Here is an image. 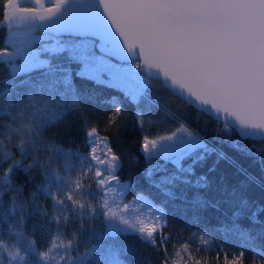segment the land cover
<instances>
[{
    "label": "snow or ice",
    "instance_id": "snow-or-ice-1",
    "mask_svg": "<svg viewBox=\"0 0 264 264\" xmlns=\"http://www.w3.org/2000/svg\"><path fill=\"white\" fill-rule=\"evenodd\" d=\"M0 32V83H10L0 90V233L15 241L0 235V264H264L252 228L264 204L248 194L264 180L239 158L264 173V0H0ZM153 81L210 117L216 143L183 120L141 131L138 187L112 138H125L129 118L144 128ZM84 83L109 90L99 103L110 111L93 114L86 104L100 94ZM70 112L83 140L49 138ZM209 209L227 220L213 223ZM33 215L42 232L54 227L47 246L25 230ZM70 219L87 230L83 250L76 232L65 238ZM186 226L194 230L177 242Z\"/></svg>",
    "mask_w": 264,
    "mask_h": 264
},
{
    "label": "trees",
    "instance_id": "trees-1",
    "mask_svg": "<svg viewBox=\"0 0 264 264\" xmlns=\"http://www.w3.org/2000/svg\"><path fill=\"white\" fill-rule=\"evenodd\" d=\"M2 37L3 33L0 32V46H2ZM7 75V69L3 64H0V81ZM10 83H0V90L5 87H9ZM81 88L85 90H94L97 95L96 103L92 104L91 101L87 102L86 106L90 108H94V115L102 116L110 111V108L107 105H102L99 103V100L106 95H109V90L95 88L94 85L90 83L81 84ZM23 91V89H21ZM159 106V107H158ZM143 108H152V112H145V125L143 129H138L135 127L132 119L129 118L127 130L124 132V139L119 140L117 137L112 138V142L116 145L118 150H122V154L124 156V169L123 174L125 177L131 178L133 181L138 182V187H145V182L143 181L142 173L140 168L143 167V158H141V162L139 165H134L131 163L132 154L137 152L138 149V138L141 131L150 136L163 134L164 131L168 130L170 127L176 125L178 120H183L188 124V126L193 129H201L203 134L207 136V138L216 143L213 140V128L216 127L214 122H212L210 117H207L201 113H198L196 109L189 107L186 105L184 101H182L179 97L174 95L170 90L166 89L161 81H153L151 88L148 89V99L145 100L142 104ZM125 109L129 112V117H131V112L133 111L132 106H130L127 101H125ZM170 111L175 114L177 120H169L165 113ZM81 117L79 113L70 112L65 118L59 121L50 132L47 133L49 138H56L62 142H73L80 143L83 140L84 133L80 128ZM155 121V122H153ZM133 139H136L137 143H132ZM219 147L224 148L225 151H230L227 145H217ZM244 164V166L248 169V171L256 174L258 177H261L264 180V173L261 172L259 164L255 163L252 158L247 157H239ZM211 164V161L208 162V165ZM205 166V169L207 166ZM220 171H227L228 173L234 172V169H230L227 165L221 164L219 166ZM18 182H23L26 177L22 173H18L16 177ZM235 180L244 179L243 176H235L233 177ZM28 187L26 186L25 191L23 193L24 198H27ZM248 194L254 200H258L259 203L264 204V189L257 188L255 185H251L249 188ZM7 199V197H6ZM40 203L45 207L51 208L50 201H46L43 197L40 199ZM207 217L212 220L213 223L221 222L222 220H227V217H221L220 215L214 213V210L209 209L206 213ZM230 215V213H229ZM178 218V217H177ZM43 218L39 215L31 216L26 225L25 230L30 236H34L38 243L43 247L47 246L50 243L51 237L54 234V227L49 228L46 232H42L39 228V225L42 224ZM88 222L86 221V224ZM94 225L99 226L97 221L92 222ZM176 223L182 224L186 223L179 219L176 220ZM245 225H248V221H244ZM33 225H37V229L33 231ZM6 227V226H5ZM253 232L259 233L261 238L264 239V222L258 225H252ZM194 229L190 226L185 227V231L183 234L179 235L177 238V242L182 241L187 235L193 231ZM76 232L78 236V242L81 250L86 245L88 240L87 230L81 231L79 228V219H70V223L65 227L64 233L65 238H72V233ZM3 235V238L7 240L10 244L15 242L12 240L6 233H0ZM215 239L220 243H225L224 238L219 234H215ZM130 243L133 241L130 240ZM138 244V242H136ZM194 247L193 251H195L196 240L192 241ZM142 247V246H140ZM227 247L233 249L234 247H238V242L233 240L227 242Z\"/></svg>",
    "mask_w": 264,
    "mask_h": 264
},
{
    "label": "water",
    "instance_id": "water-1",
    "mask_svg": "<svg viewBox=\"0 0 264 264\" xmlns=\"http://www.w3.org/2000/svg\"><path fill=\"white\" fill-rule=\"evenodd\" d=\"M162 82V81H161ZM162 84L164 85V83L162 82ZM164 87H165V85H164ZM166 88V87H165ZM167 89V88H166Z\"/></svg>",
    "mask_w": 264,
    "mask_h": 264
}]
</instances>
